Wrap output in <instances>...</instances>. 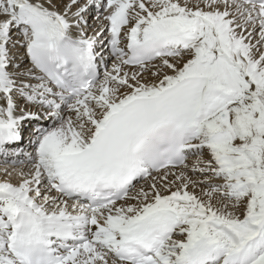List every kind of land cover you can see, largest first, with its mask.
I'll return each mask as SVG.
<instances>
[{
    "label": "snow or ice",
    "instance_id": "obj_1",
    "mask_svg": "<svg viewBox=\"0 0 264 264\" xmlns=\"http://www.w3.org/2000/svg\"><path fill=\"white\" fill-rule=\"evenodd\" d=\"M0 160V264H264V0H0Z\"/></svg>",
    "mask_w": 264,
    "mask_h": 264
},
{
    "label": "bare ground",
    "instance_id": "obj_2",
    "mask_svg": "<svg viewBox=\"0 0 264 264\" xmlns=\"http://www.w3.org/2000/svg\"><path fill=\"white\" fill-rule=\"evenodd\" d=\"M83 2V0H82ZM11 53L12 55L16 58L17 61H21L22 64L24 66H26L28 64V60L26 58V56L24 55V49L23 48H20L19 46L15 47V48H12L11 49ZM111 65V61H109V67ZM23 148L25 149V151H32V149L28 146L27 144V137L25 138V141L23 143ZM10 160L13 159V158H9ZM19 160H24L25 161V164L24 165H21L19 163L15 164L14 166L19 168V167H26L27 165V161L25 159L24 156H20L18 157ZM194 159V158H192ZM190 161L192 162V160L190 159ZM6 165L3 163L2 160H0V169L4 168ZM9 167V171H11V165H7ZM3 178H6L3 176L2 172H0V179H3ZM12 180L13 183H17V178L15 177V174H13V176L10 178ZM146 182L145 181H140V182H136V186L140 187L142 184H145Z\"/></svg>",
    "mask_w": 264,
    "mask_h": 264
},
{
    "label": "rangeland",
    "instance_id": "obj_3",
    "mask_svg": "<svg viewBox=\"0 0 264 264\" xmlns=\"http://www.w3.org/2000/svg\"><path fill=\"white\" fill-rule=\"evenodd\" d=\"M49 124L51 123V121L48 122ZM189 163H191V161L189 160ZM138 187V186H137Z\"/></svg>",
    "mask_w": 264,
    "mask_h": 264
}]
</instances>
